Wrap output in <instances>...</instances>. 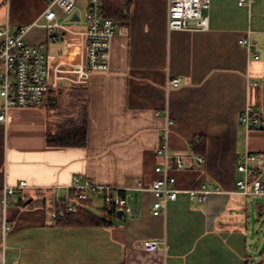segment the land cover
I'll return each mask as SVG.
<instances>
[{"label":"crops","instance_id":"obj_1","mask_svg":"<svg viewBox=\"0 0 264 264\" xmlns=\"http://www.w3.org/2000/svg\"><path fill=\"white\" fill-rule=\"evenodd\" d=\"M48 1L0 0V28L31 26L25 41L46 44L49 86L39 105L12 107L7 123H0V264H264L263 253L250 257L247 243L254 224L259 234L264 200L236 188L242 177L236 167L246 153L262 156L257 168L264 179V0L251 8L238 0H211L203 12L207 30L175 31L168 28L167 0H127L107 72L87 68L86 22L73 32L69 16L56 8L64 27L59 40L34 25ZM71 20L81 22L79 16ZM242 39L255 42V51ZM173 78L178 85L169 84ZM83 89L86 144L49 145L48 133L62 120L80 117ZM248 108L258 125L240 122ZM167 117L170 153L202 155L205 163L190 159L178 169L169 160L180 192L166 215L152 214L150 191H134L132 213L122 218L108 205L98 206L99 194L90 196L84 207L109 225L53 222L54 188L63 195L74 176L121 189L138 180L150 186ZM22 181L29 187L6 201L5 187ZM206 181L221 192L204 203L191 200L187 190ZM146 239L164 240L165 249L140 250L137 243Z\"/></svg>","mask_w":264,"mask_h":264},{"label":"built area","instance_id":"obj_2","mask_svg":"<svg viewBox=\"0 0 264 264\" xmlns=\"http://www.w3.org/2000/svg\"><path fill=\"white\" fill-rule=\"evenodd\" d=\"M112 0H88L85 16L86 28V63L89 71L107 72L110 70L111 42L115 35L119 21L106 14L107 2ZM127 1V0H120ZM168 1V28L175 30H207L209 18L203 12L211 6V0H167ZM255 0H238V6L251 8ZM56 8H60L68 16H73L76 8V0H49L45 11L34 25L42 26L48 32L55 34L54 39L59 40L64 27L58 20ZM31 26H22L12 30L8 25L0 28V123L6 124L9 109L12 107L25 108L39 105L49 90L46 80V44H28L25 35ZM249 52H254L257 44L249 40H240ZM254 58L259 55L254 53ZM179 78H173L169 84L178 85ZM247 109L241 116L240 122L250 125L259 124V120L250 119ZM171 120L166 119L164 136L156 149V155L160 163L155 167L157 177L150 186H145L141 181H135L126 188H118L103 185L89 179L81 181L74 176L71 184L65 187L63 195L58 194V187L54 188L55 208L51 211V219H63L67 211L74 212L78 208H84L85 203L93 194L102 196L105 205L124 213L131 214L132 209L129 199L134 191L153 194L152 214L163 216L167 212L169 201L177 199L179 189L176 187V178L170 174L169 160L174 159L178 169L186 167L187 160L194 159L199 164L205 163L202 155H172L169 146V127ZM196 143L200 138H196ZM262 156L256 153H246L238 161L237 171L242 175L236 181L237 192L245 196L264 198V179L260 178L257 165ZM29 185L22 181L16 186H6L5 199L16 192L25 191ZM123 190L124 196H116L114 192ZM219 193L221 189L212 187L209 182L202 183L198 188L187 190L191 200L204 203L212 193ZM4 228H10L4 223ZM137 247L147 253H153L165 249L164 240L146 239L137 243Z\"/></svg>","mask_w":264,"mask_h":264},{"label":"trees","instance_id":"obj_3","mask_svg":"<svg viewBox=\"0 0 264 264\" xmlns=\"http://www.w3.org/2000/svg\"><path fill=\"white\" fill-rule=\"evenodd\" d=\"M127 1L112 0L107 2L106 14L115 19L123 16L124 3ZM83 92V93H82ZM81 92L80 106L78 115L80 117L66 118L62 120L55 128L53 133H48L46 142L52 146L62 147H81L86 144L87 140V124H86V99L85 90ZM79 104V103H78ZM196 142L194 141V144ZM202 149V144L195 147L197 152ZM259 176V173H257ZM27 200H24L26 202ZM55 208H59L55 205ZM110 214H114L113 208H105ZM56 225L60 226H106L111 224V221L100 217L92 211L84 208H78L74 212L67 211L63 219L53 220Z\"/></svg>","mask_w":264,"mask_h":264},{"label":"rangeland","instance_id":"obj_4","mask_svg":"<svg viewBox=\"0 0 264 264\" xmlns=\"http://www.w3.org/2000/svg\"><path fill=\"white\" fill-rule=\"evenodd\" d=\"M87 3H88V0H76V6H77L76 11H77L79 18L81 19V22L72 21L71 16L68 17V23H70V25L72 24L70 27L76 26L75 28H72L73 32L76 29H77L76 31H80L83 27L85 28V16H86ZM75 23L79 25H74ZM97 198H98L97 199L98 206L102 207L104 205L102 196L99 195ZM251 198L258 199L259 201L264 200L263 197H251ZM261 221L263 222H259L257 224L259 227L258 228L259 234L256 233L255 229L257 228V226L254 224L253 234L248 235L247 243H248V251H249L248 253L250 257H252L253 255L260 256L262 253L264 255V218Z\"/></svg>","mask_w":264,"mask_h":264},{"label":"water","instance_id":"obj_5","mask_svg":"<svg viewBox=\"0 0 264 264\" xmlns=\"http://www.w3.org/2000/svg\"><path fill=\"white\" fill-rule=\"evenodd\" d=\"M73 20H78V16L76 14L73 15ZM115 214L119 217L122 218L124 215V211L123 210H117L115 212Z\"/></svg>","mask_w":264,"mask_h":264}]
</instances>
